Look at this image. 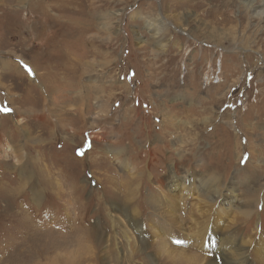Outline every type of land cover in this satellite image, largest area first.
<instances>
[{
  "label": "rangeland",
  "instance_id": "rangeland-1",
  "mask_svg": "<svg viewBox=\"0 0 264 264\" xmlns=\"http://www.w3.org/2000/svg\"><path fill=\"white\" fill-rule=\"evenodd\" d=\"M0 109V264H264V0H0Z\"/></svg>",
  "mask_w": 264,
  "mask_h": 264
},
{
  "label": "bare ground",
  "instance_id": "bare-ground-1",
  "mask_svg": "<svg viewBox=\"0 0 264 264\" xmlns=\"http://www.w3.org/2000/svg\"><path fill=\"white\" fill-rule=\"evenodd\" d=\"M75 1V0H74ZM68 2H70V1H68ZM71 3V2H70ZM244 3V2H243ZM252 3L253 2H250V6L249 7H252V9L254 10L255 8H256V6L255 5H253L252 6ZM58 4V2H53L52 3V1H50L49 2V4H47L49 7H52L53 5H57ZM64 4V3H63ZM47 5H44V6H42V8H41V11H40V14L43 16V17H46L45 15H47L46 14V10H45V8H43V7H45V6H47ZM75 5V4H74ZM20 6V5H19ZM61 6V5H60ZM60 6H59V8H60ZM64 6V5H63ZM66 8H67V6H65ZM245 7V6H244ZM249 7H248V9H249ZM69 8V7H68ZM71 10V9H70ZM261 10V9H260ZM34 12H36V11H34ZM262 14V11H255L254 12V15L255 16H257V15H261ZM63 15V14H62ZM49 16H50V14H49ZM53 17V16H52ZM52 17H50L52 20H58L56 17H59V16H56V17H54V18H52ZM63 17V16H62ZM68 17V16H67ZM61 18V17H60ZM71 21V20H70ZM79 22V21H78ZM69 23V22H68ZM76 23H77V21H76ZM70 24V23H69ZM75 24V23H74ZM73 24V25H74ZM80 24V23H79ZM84 25V24H83ZM79 27V26H78ZM83 27H85V26H83ZM80 30V29H79ZM86 30V29H85ZM89 30V29H88ZM159 32V29L155 32V34H157ZM79 33V32H78ZM80 34H81V32H80ZM86 34V33H85ZM74 65H76V64H74ZM35 73V72H34ZM28 78V77H27ZM29 79V78H28ZM47 90V89H46ZM45 93H46V91H45ZM48 93V92H47ZM41 97V96H40ZM16 112V111H15ZM14 112V113H15ZM16 114V113H15ZM1 118H4V116H2ZM84 150V149H83ZM199 177V176H198ZM197 179V178H196ZM208 181H209V179H204L203 178V176L202 175H200V177L198 178V185L200 186V184H203V183H208ZM209 187V186H208ZM210 193H212L211 195H208V197L211 199V200H216V201H212L213 203L214 202H218V204H220L221 203V201H223V202H225V201H227V197H228V194L226 195L225 193L224 194H220L219 193V191H218V188L216 189H213V191L212 192H210ZM260 195V192H259V194H258V196ZM207 201V200H206ZM204 202V201H203ZM228 202V201H227ZM247 214V213H246ZM136 221H133V223H134V225H136L135 227H137L136 229H138V230H140V232H141V225L140 224H138V223H135ZM140 227V228H139ZM135 230V229H134ZM136 232V231H135ZM139 232V233H140ZM230 235V234H229ZM229 235H224V236H222V235H220V236H218L217 234H216V231H214V232H212L211 233V237H210V241H209V244L210 245H212V246H214V245H216V247H214L215 248V251L213 252V255H212V257H211V259H209L210 260V263L211 264H248V262L246 261V259H245V253H246V250L244 249V248H241V247H239V245H237V243H235L234 245H236V248H234V251H231V250H229V245H232L233 243H234V241H235V239H232L231 238V236H229ZM143 238V237H142ZM142 242H144L145 243V238H143L142 239ZM11 243V242H10ZM9 243V244H10ZM215 243V244H214ZM21 245V243H17V245H13V249L14 250H19V247H21L20 246ZM24 247V246H23ZM34 250V249H33ZM44 250V249H43ZM20 251V250H19ZM234 252H235V254H234ZM8 253V252H7ZM9 254V253H8ZM20 255V254H19ZM215 255H218V256H215ZM9 258V257H8ZM86 258V257H85ZM92 258V257H91ZM11 259H12V257H11ZM12 260H14V259H12ZM18 260V259H17ZM82 260V259H81ZM20 262V261H19ZM13 263V262H12Z\"/></svg>",
  "mask_w": 264,
  "mask_h": 264
},
{
  "label": "snow or ice",
  "instance_id": "snow-or-ice-1",
  "mask_svg": "<svg viewBox=\"0 0 264 264\" xmlns=\"http://www.w3.org/2000/svg\"><path fill=\"white\" fill-rule=\"evenodd\" d=\"M27 67V66H26ZM29 71H31L30 69H29ZM0 110H3V111H8V109H0ZM78 154H80V155H83L84 153H83V151H80V152H78ZM247 159V154H246V156H245V160Z\"/></svg>",
  "mask_w": 264,
  "mask_h": 264
}]
</instances>
